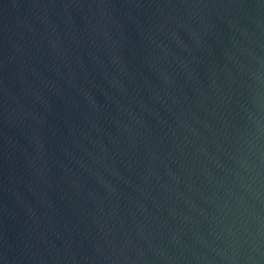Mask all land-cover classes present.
Returning a JSON list of instances; mask_svg holds the SVG:
<instances>
[{"label": "water", "instance_id": "water-1", "mask_svg": "<svg viewBox=\"0 0 264 264\" xmlns=\"http://www.w3.org/2000/svg\"><path fill=\"white\" fill-rule=\"evenodd\" d=\"M0 264H264V0H0Z\"/></svg>", "mask_w": 264, "mask_h": 264}]
</instances>
